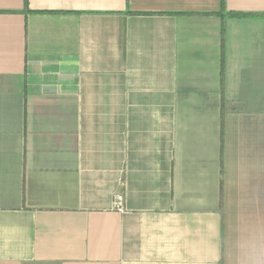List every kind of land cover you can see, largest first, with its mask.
<instances>
[{
	"label": "crops",
	"instance_id": "obj_1",
	"mask_svg": "<svg viewBox=\"0 0 264 264\" xmlns=\"http://www.w3.org/2000/svg\"><path fill=\"white\" fill-rule=\"evenodd\" d=\"M220 2L0 0V264H264V0Z\"/></svg>",
	"mask_w": 264,
	"mask_h": 264
},
{
	"label": "built area",
	"instance_id": "obj_2",
	"mask_svg": "<svg viewBox=\"0 0 264 264\" xmlns=\"http://www.w3.org/2000/svg\"><path fill=\"white\" fill-rule=\"evenodd\" d=\"M113 204L117 210H119V211L124 210L123 196L121 193H115Z\"/></svg>",
	"mask_w": 264,
	"mask_h": 264
},
{
	"label": "trees",
	"instance_id": "obj_3",
	"mask_svg": "<svg viewBox=\"0 0 264 264\" xmlns=\"http://www.w3.org/2000/svg\"><path fill=\"white\" fill-rule=\"evenodd\" d=\"M220 11H213V13L215 14H220L221 10L224 8V0H221L220 2ZM232 15H236V16H239V15H244L243 13H239V12H234V13H231Z\"/></svg>",
	"mask_w": 264,
	"mask_h": 264
}]
</instances>
